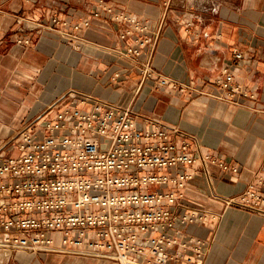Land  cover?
Returning <instances> with one entry per match:
<instances>
[{"label":"crops","instance_id":"0c3cea01","mask_svg":"<svg viewBox=\"0 0 264 264\" xmlns=\"http://www.w3.org/2000/svg\"><path fill=\"white\" fill-rule=\"evenodd\" d=\"M118 12L150 26L152 53L150 45L138 58L121 53L140 34L122 38L129 26L114 18ZM85 20L88 25L73 27ZM235 50L243 56L236 58ZM148 59L169 78L167 85H159L157 75L143 77ZM225 65L234 67L248 95L230 99L214 85ZM185 85L197 90L181 91ZM96 99L131 107L143 126L158 120L179 128L203 153L239 167L234 172L210 163L212 182L199 164L187 168L196 175L180 210H204L207 217L181 226L186 239L204 243L203 258L189 243L185 259L264 264V215L224 199L264 175V0H0V149L26 125L54 118L65 106L89 109ZM185 259L173 264H191ZM0 264L121 263L0 250Z\"/></svg>","mask_w":264,"mask_h":264},{"label":"built area","instance_id":"2783aa9c","mask_svg":"<svg viewBox=\"0 0 264 264\" xmlns=\"http://www.w3.org/2000/svg\"><path fill=\"white\" fill-rule=\"evenodd\" d=\"M114 18L129 26L122 38L140 34L122 54L138 58L145 45L152 53L156 43L145 21L128 12ZM234 54L243 56L238 50ZM149 59L141 65L143 77L157 75L159 85H167L169 78ZM214 85L230 99L248 95L230 65L223 66ZM139 117L131 107L96 99L89 109L65 106L54 118L26 125L12 153L0 157V250L8 256L61 252L121 264H173L185 259L183 251L192 243L203 258L204 243L181 235V226L207 217L204 210H180L196 175L187 168L199 164L212 182L210 163L234 172L239 167L203 153L198 141L179 128L158 120L143 126ZM224 199L264 215V175Z\"/></svg>","mask_w":264,"mask_h":264},{"label":"rangeland","instance_id":"374dc122","mask_svg":"<svg viewBox=\"0 0 264 264\" xmlns=\"http://www.w3.org/2000/svg\"><path fill=\"white\" fill-rule=\"evenodd\" d=\"M18 133L19 132H17V134ZM17 134H16V136L14 138L9 140V142L4 147H2L0 149V152H4L5 151L7 153V155H10L12 153V149L11 148L13 147V144H14L15 138L17 137Z\"/></svg>","mask_w":264,"mask_h":264},{"label":"bare ground","instance_id":"6f19581e","mask_svg":"<svg viewBox=\"0 0 264 264\" xmlns=\"http://www.w3.org/2000/svg\"><path fill=\"white\" fill-rule=\"evenodd\" d=\"M125 264H132V263H131V261L128 260L125 262Z\"/></svg>","mask_w":264,"mask_h":264}]
</instances>
